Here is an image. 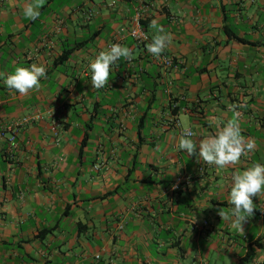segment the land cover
Instances as JSON below:
<instances>
[{
	"label": "crops",
	"instance_id": "crops-1",
	"mask_svg": "<svg viewBox=\"0 0 264 264\" xmlns=\"http://www.w3.org/2000/svg\"><path fill=\"white\" fill-rule=\"evenodd\" d=\"M29 2L0 0V264H264V196L243 233L217 214L231 174L264 163V0H45L35 21ZM140 3L144 44L128 36ZM153 20L168 70L147 51ZM112 43L134 58L93 89ZM31 64L40 89H8ZM231 105L253 153L219 170L178 149L183 126L198 141Z\"/></svg>",
	"mask_w": 264,
	"mask_h": 264
},
{
	"label": "clouds",
	"instance_id": "clouds-1",
	"mask_svg": "<svg viewBox=\"0 0 264 264\" xmlns=\"http://www.w3.org/2000/svg\"><path fill=\"white\" fill-rule=\"evenodd\" d=\"M44 3L45 0H31L25 4L24 17L30 21L37 20ZM150 27L155 30V34L146 45L147 51L159 59L171 44L173 37L171 33L165 32L156 20L151 22ZM133 58V49L119 43H112L107 50L100 51L89 65L92 88L97 90L104 88L109 84L112 65L122 59L130 62ZM43 77H46V68L43 65L31 64L29 67H16L13 73L7 75L4 83L8 89L26 96L32 90L40 89ZM238 107L243 105H231L233 118L223 124H217L214 132L198 141L193 138L191 128L183 126L178 149L184 150L189 157L195 156L197 162L215 166L219 170L238 165L242 157L249 156L256 149L254 140L242 134L239 124L240 113L236 111ZM177 187L178 184L172 185L173 190ZM261 196H264V163L256 162L243 171L231 174L228 203L232 207L228 210L218 208L217 214L222 221L229 222L231 227L243 233V224L254 215L256 209L253 198Z\"/></svg>",
	"mask_w": 264,
	"mask_h": 264
},
{
	"label": "built area",
	"instance_id": "built-area-1",
	"mask_svg": "<svg viewBox=\"0 0 264 264\" xmlns=\"http://www.w3.org/2000/svg\"><path fill=\"white\" fill-rule=\"evenodd\" d=\"M124 0H109V6L114 7L119 2ZM145 6L143 4H138L133 8V14L130 17V27L128 31V36L137 44H144L149 42V37L146 31L144 30L142 21H143V12L145 11ZM159 63L162 65L164 70H168L173 67V61L171 58L162 55L158 59ZM41 119L39 114H34L28 117H25L21 120L22 124H28L30 122H35ZM93 264H97L96 262Z\"/></svg>",
	"mask_w": 264,
	"mask_h": 264
},
{
	"label": "trees",
	"instance_id": "trees-1",
	"mask_svg": "<svg viewBox=\"0 0 264 264\" xmlns=\"http://www.w3.org/2000/svg\"><path fill=\"white\" fill-rule=\"evenodd\" d=\"M142 23H143V21H142Z\"/></svg>",
	"mask_w": 264,
	"mask_h": 264
}]
</instances>
